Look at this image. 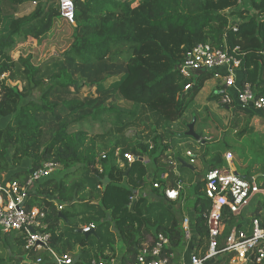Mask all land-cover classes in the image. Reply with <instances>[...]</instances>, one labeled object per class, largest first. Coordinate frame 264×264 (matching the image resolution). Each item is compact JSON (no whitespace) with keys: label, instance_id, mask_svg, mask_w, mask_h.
Segmentation results:
<instances>
[{"label":"trees","instance_id":"obj_1","mask_svg":"<svg viewBox=\"0 0 264 264\" xmlns=\"http://www.w3.org/2000/svg\"><path fill=\"white\" fill-rule=\"evenodd\" d=\"M22 1L0 0V182L19 180L23 184L31 169L47 161L58 162L70 170L62 177L52 175L42 180L28 201L29 207L36 206L47 212L50 244L59 254L74 251L75 243L67 235V230L78 223L94 199L115 219L114 227L123 248L122 263L134 261L158 233L168 236L171 251L180 254L184 235L178 218L164 224L159 219L152 221L142 216L136 210L137 206L133 210L130 208L131 199L136 196V184L142 185L148 180L145 176L147 167L141 157L145 153L151 155L158 148L159 155L154 157L156 161L166 158L168 151L175 156L173 139L191 137L172 130V126L193 106L206 80L214 73L207 71L193 78L183 77L178 67L186 49L201 43L219 47L226 37L231 46L238 45L245 53L243 82H251L258 95L264 93V0H250V6L244 8H238L240 0H138L136 6L133 4L137 0H74L75 24L61 15L57 0H50L37 6L33 12L13 17L6 23L5 6H17ZM232 8H236L232 15L240 19L236 32L228 28L225 13ZM31 38L47 51L55 48L60 58L67 56L66 61H54L55 71L49 75L50 85L40 100L25 93L18 85L9 84L5 76L19 68L32 83L42 74V65L34 62L33 54L21 52L15 57L20 45ZM125 39L138 44L125 63L124 71L104 72L102 78H93L92 84L99 92L97 96L67 95L72 86L79 87L81 82L91 84L95 65L76 64L72 57H68L70 52L94 56L96 63H102L110 52L111 41ZM221 96L222 92H213L209 99L224 105ZM121 99L129 101L133 107L121 106L122 110H118L115 105L120 104ZM111 114L116 115L114 123L103 120ZM98 124L102 128L97 131ZM184 127L186 129L187 122ZM196 127L203 138V129L200 125ZM130 129L135 132L128 135ZM151 140L156 144L152 151L149 149ZM196 142L203 144V141ZM116 147L120 148V154H116ZM129 152L135 154V161L129 162L125 158L124 154ZM210 155L205 152L203 156ZM180 156L185 158L184 154ZM98 159L104 168L103 173L96 168ZM178 161L182 171L180 178L193 180L197 164L194 170L182 167ZM207 162L210 168L219 167L223 164L222 156L212 155ZM165 170L166 167L157 166L154 183L163 182L161 177ZM92 172L101 178L103 190L90 187L92 176L84 175ZM105 177L109 178L106 185ZM258 177L260 186L264 187V173ZM170 178H173L172 173ZM133 181L135 185L130 184ZM203 186L199 180L192 218L193 229L202 240L207 234L204 212L210 205ZM155 189H161L166 203H177L166 199L162 185ZM57 203L64 206L62 210L58 209ZM263 209L264 195H260L255 199L253 210H247L240 218L230 217L225 212V232L237 219L241 224L251 216L259 215ZM11 234H6L5 240H9ZM10 243L13 248L15 245L20 247L19 257L26 256L23 235H15ZM80 244L82 249L73 256V264H111V259L118 256V251L113 248L112 253L101 248L90 257L87 256L90 253L88 240L84 237ZM223 244L222 237L220 245ZM44 260L43 264H54L47 254H44Z\"/></svg>","mask_w":264,"mask_h":264},{"label":"built area","instance_id":"obj_2","mask_svg":"<svg viewBox=\"0 0 264 264\" xmlns=\"http://www.w3.org/2000/svg\"><path fill=\"white\" fill-rule=\"evenodd\" d=\"M61 15L75 24L74 0H57ZM250 6V0H240L239 6ZM244 8V7H243ZM236 8L225 13L229 20L228 28L238 31L240 19L232 15ZM245 53L240 46H231L226 37L222 46L198 44L186 49L178 69L183 77L193 78L195 75L211 71L223 79L221 103L242 109L264 111V93L257 94L251 82H243V61ZM188 88V87H187ZM120 154V149L116 150ZM168 164L175 175L174 185L166 187L165 197L169 201H181L184 194V181L177 171L179 161L171 151L166 153ZM186 161L191 167L196 164L197 156L191 151L185 152ZM104 156V155H103ZM129 162L137 159L133 153H125ZM233 161V154L227 153L221 166L209 168L201 181L204 183V196L209 201V208L204 212L207 234L203 238L193 229V216L186 215L182 221L184 247L178 256L171 251V240L163 233H158L151 245L145 246L137 258L129 263H122V256L111 259V264H264V209L259 215L251 216L239 224V220L227 228L226 217L240 218L249 206L260 195H264V187L260 186L254 176H245L239 172L225 168L226 162ZM63 166L54 161H47L36 169H31L26 181L3 180L0 182V232L9 234L17 232L25 239L26 256L21 264H43L47 254L54 264H73V256L69 253L59 254L50 244L51 232L46 222L47 212L39 207H29L28 201L35 186L42 180L54 175ZM96 168L100 173L104 168L97 160ZM168 176V175H167ZM163 175L162 180L167 177ZM161 183H154L160 187ZM59 210L63 205L57 203ZM96 228L94 224L83 227L88 233ZM226 233V234H225ZM223 237L224 244L220 245ZM38 253L33 256L32 254ZM227 255V258L224 256Z\"/></svg>","mask_w":264,"mask_h":264},{"label":"rangeland","instance_id":"obj_3","mask_svg":"<svg viewBox=\"0 0 264 264\" xmlns=\"http://www.w3.org/2000/svg\"><path fill=\"white\" fill-rule=\"evenodd\" d=\"M49 1L50 0H23L22 2L24 3L22 6L25 10L20 15L29 14L36 10L37 6L45 5ZM136 4H138V0L133 4V6H136ZM242 7H246V5L239 6L238 8ZM234 16L238 18L236 15ZM11 20L12 18L8 17L7 23ZM137 44L138 43L136 41L128 39L111 41L110 52L108 53L105 61L102 63H96L97 59L94 56L76 51L70 52L68 57H72L76 64L95 65L92 69V78L90 80L91 84L86 85L84 82H81L79 87L72 86L71 90L67 92V95L78 96L81 98L97 96L99 92L97 91L96 86L92 84L93 78H102L104 72L120 73L124 71L125 63L132 56L133 49ZM21 45V49L15 53V57H17L21 52L26 55L29 53L33 54L34 62L42 65V74L38 76L34 82L29 83L27 78L21 74L20 69L17 68L12 74L5 75L7 82L11 85H18L25 93H30L33 95L34 99L40 100L42 93L50 85L49 75L55 71L53 66L54 61H66L67 56H62L60 58L55 48H51L47 51L43 48V45H40L37 40L32 38ZM35 82L37 84H34ZM223 89V79L213 74L206 80L205 86L196 96L193 106L172 126V130L181 131L185 134L189 129L188 126L194 119H196L194 126L195 131L199 134L196 127L198 125H200L201 129H203V138L202 135L199 134L201 136L200 141H203V144L201 145L198 144L196 142L197 140L192 137L184 140L179 137L173 139L176 146L173 153L175 156H178L176 157L178 160L183 158V156L180 155L184 154L186 150H191L196 154V156H198L196 161L197 170L194 171L193 180H190L188 177L184 180V201H188L185 209H183L185 206L184 201H182L183 205L181 202L166 203L163 201L165 199L162 196L161 189H155L154 187L153 175L157 166H160L161 168H169L167 156L166 158H161L158 161L154 160V157L159 155L160 148H158V150L151 153V155L149 153H145L144 157H142L147 167L148 173H146L145 176L148 180H146V182L142 185H138L134 181L130 183L131 185L136 184L137 188L134 189L136 196H133L134 198L132 197V201L130 203V208L132 210L135 206H137L136 210L142 216L147 219H151L152 221L159 219L164 224H169L173 218H178L182 222L186 214H188L186 213L187 210L192 209L193 211L191 197L193 196L192 198H195L194 194L196 185L199 180L203 178L205 172L211 167V165L208 164L207 159L215 154H220L224 162L225 155L229 152L232 153L233 161L231 163L226 162L224 167L243 175L253 174V176L256 177L257 182H260L258 176L264 173V112L251 108L242 109L241 107H233V105H219L217 102H213L209 99L213 92L220 94L223 92ZM119 101L120 104L115 105L118 110H122L121 106H126L127 108L133 107V105L127 100L121 99ZM115 119L116 115L111 114L103 120L108 123H114ZM205 119L208 121L204 122ZM184 122H187L186 129L184 127ZM100 128H102V126L98 124L95 129L98 131ZM134 132L135 129H130L127 134L131 135ZM116 148L118 149L119 147ZM155 148V142L152 140L149 141L150 151ZM177 151L179 154H177ZM205 152H209L211 155L209 157L203 156ZM175 156L173 157L175 158ZM187 159L189 158L187 157ZM180 166L181 165H179V167ZM69 171L70 170L62 167L56 171L54 175L56 177H62ZM183 175L186 174L184 173ZM84 176H92L90 181L92 186L90 184V187H97L98 191L104 189L101 184V178L97 177V175L95 176L94 172L87 173ZM254 203L255 200L247 209L248 211L251 212V210H253ZM114 222L115 219L113 218L111 212L104 211L97 204V199L90 201L87 211L79 217L78 223L71 226L67 230V235L75 243V249L71 255H77V253L82 249L80 239L84 237L88 240L87 247L90 250V253L88 255L86 254L87 256L91 257L101 248H104L108 253H112V248L118 251V254L122 253L123 248L121 246V240L114 227ZM90 224H94L96 226L94 232H90L88 235L85 233L82 234L81 231L83 227ZM17 234V232H12L11 236H9V240H5L6 234L0 235V264H21L19 257L21 254L18 253L20 247L15 245V248H13L14 246L10 243V240H12ZM148 240L151 241V238H148Z\"/></svg>","mask_w":264,"mask_h":264},{"label":"crops","instance_id":"obj_4","mask_svg":"<svg viewBox=\"0 0 264 264\" xmlns=\"http://www.w3.org/2000/svg\"><path fill=\"white\" fill-rule=\"evenodd\" d=\"M24 2H21L20 4H18L17 6H9V5H6L5 6V9H4V15H5V22L7 23V18L8 17H11V18H13V17H16V16H23V15H20L21 13H23L24 12V7L22 6V4H23ZM19 56V55H18ZM17 56V57H18ZM184 155H185V153H184ZM186 156V155H185ZM185 160H187V158L185 157L184 158ZM170 168V167H169ZM167 169V170H165L164 172H163V175H168L165 179H163V182L160 184V187H161V185H162V189H166V187L167 186H169V184L171 185V182L173 181H175V175H174V172H172V169ZM192 169H194L195 170V166H192L191 167ZM177 171L179 172V174L181 175V171H180V167L179 168H177ZM170 173H172L173 174V178H170ZM163 175H162V177H163ZM161 177V178H162ZM195 195V194H194ZM193 197V196H192ZM191 197V200H192V207H193V201H194V199ZM188 198V197H187ZM182 201H184V194H183V196H182V199H181V201H177V203L178 202H181L182 203V205H183V202ZM184 203H185V206L183 207V209H185V207H186V204L188 203V201L186 200V202L184 201ZM193 211H194V208H193ZM192 211V209H188L187 210V212L186 213H188V214H186V215H190V216H193V212ZM118 255H120V256H122V254L120 253V254H118ZM180 254H178V256H179ZM20 261H22V258L20 257Z\"/></svg>","mask_w":264,"mask_h":264},{"label":"water","instance_id":"obj_5","mask_svg":"<svg viewBox=\"0 0 264 264\" xmlns=\"http://www.w3.org/2000/svg\"><path fill=\"white\" fill-rule=\"evenodd\" d=\"M195 122H196V119L193 120V122L188 126V131L185 133L186 135L188 136H191L192 138H194L195 140H198L200 141L201 140V136L195 131ZM141 160H142V157H141ZM180 162L182 163V167L183 166H186V167H191V164H189L185 159H180ZM104 184L106 185L108 182H109V178L108 177H105L104 178ZM133 205H134V202H133ZM91 232H94L91 231ZM90 232L88 233H85V234H89Z\"/></svg>","mask_w":264,"mask_h":264}]
</instances>
